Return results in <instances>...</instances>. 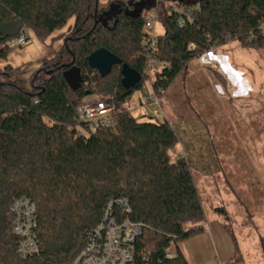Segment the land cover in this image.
<instances>
[{"label":"trees","instance_id":"obj_1","mask_svg":"<svg viewBox=\"0 0 264 264\" xmlns=\"http://www.w3.org/2000/svg\"><path fill=\"white\" fill-rule=\"evenodd\" d=\"M172 4L194 8L193 23L180 27ZM152 11L164 26L158 40L167 67L154 77L160 95L214 47L237 40L264 48V0H0L1 58L11 49L7 42L27 29L44 37L75 18L56 55L33 74L31 90L17 79L0 81V264H71L108 204L121 198L144 224L130 264H191L181 246L205 230L207 216L190 164L172 158L179 137L168 119L125 107L148 79L142 43ZM100 48L136 69L141 81L125 89L121 65L102 77L88 63ZM73 65L81 68L78 90L64 77ZM214 73L228 89L225 76ZM92 95L113 97L114 126L93 130L79 120V106ZM23 197L36 204L40 247L27 257L18 253L11 211ZM172 246L177 255L169 257Z\"/></svg>","mask_w":264,"mask_h":264},{"label":"rangeland","instance_id":"obj_2","mask_svg":"<svg viewBox=\"0 0 264 264\" xmlns=\"http://www.w3.org/2000/svg\"><path fill=\"white\" fill-rule=\"evenodd\" d=\"M74 23L72 17L44 37L30 30L27 45L0 57V81L17 79L31 90L33 74L56 55ZM163 32L159 20L156 33ZM205 53L192 59L161 95V107L144 101L153 92L150 79L125 107L138 117L153 113L155 119H168L179 137L172 158L190 164L209 226L189 245L192 264H264V48L233 40ZM8 65L15 69L7 70ZM96 97L114 108L113 97L92 95L83 102Z\"/></svg>","mask_w":264,"mask_h":264},{"label":"built area","instance_id":"obj_3","mask_svg":"<svg viewBox=\"0 0 264 264\" xmlns=\"http://www.w3.org/2000/svg\"><path fill=\"white\" fill-rule=\"evenodd\" d=\"M178 15V24L185 27L193 23L194 8H184L178 4L170 6ZM160 20L157 12L152 11L147 15L145 27L152 29L144 39L142 46L145 49L147 68L145 74L152 84L153 92L144 96L147 105L159 106L160 93L154 89L155 74L167 64L160 59L161 49L156 26ZM31 41L30 30H26L18 37L9 40V48L21 47ZM189 48L194 50L195 43H190ZM201 56V55H200ZM207 57L203 53L201 58ZM163 115V113H161ZM154 116L153 113L150 114ZM79 120L85 122L90 129L112 127L115 124L113 106L104 99L82 102L78 108ZM116 208L118 210H116ZM13 212V232L19 237L18 253L22 257L32 256L40 252L37 228V207L33 200L27 197L18 198L11 206ZM132 206L127 198L111 201L104 214L103 220L89 233L85 247L77 254L71 264H130L134 260L135 242L142 234L144 224L131 218ZM177 255L172 246L168 249V256Z\"/></svg>","mask_w":264,"mask_h":264},{"label":"water","instance_id":"obj_4","mask_svg":"<svg viewBox=\"0 0 264 264\" xmlns=\"http://www.w3.org/2000/svg\"><path fill=\"white\" fill-rule=\"evenodd\" d=\"M89 66L99 72L102 77L107 76L115 65H121V84L125 89L135 87L142 79V75L122 58L106 48H100L93 52L88 58ZM64 77L73 90L82 86L81 68L73 65L64 72Z\"/></svg>","mask_w":264,"mask_h":264},{"label":"crops","instance_id":"obj_5","mask_svg":"<svg viewBox=\"0 0 264 264\" xmlns=\"http://www.w3.org/2000/svg\"><path fill=\"white\" fill-rule=\"evenodd\" d=\"M217 56V55H216ZM219 57V56H218ZM225 69V68H224ZM236 78V77H235ZM237 79V78H236ZM241 83V82H240ZM206 227H209L208 226V224H207V221H206V223H205V229H206ZM205 231V230H204ZM203 231V232H204ZM202 232V233H203ZM200 235V234H199ZM199 235H197V236H195V237H193V238H190L189 240H187V241H185V242H187V244L186 245H184V247H182V250L184 251V253H185V255H186V257L188 258V260L190 261V263L192 264V262H191V259H190V257H189V252H190V250H189V245L191 244V243H197L199 240ZM193 241H195V242H193ZM189 243V244H188ZM189 250V251H188Z\"/></svg>","mask_w":264,"mask_h":264}]
</instances>
